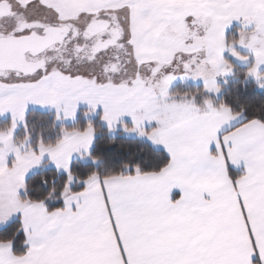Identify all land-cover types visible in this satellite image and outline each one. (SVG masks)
Here are the masks:
<instances>
[{
    "label": "snow or ice",
    "instance_id": "obj_1",
    "mask_svg": "<svg viewBox=\"0 0 264 264\" xmlns=\"http://www.w3.org/2000/svg\"><path fill=\"white\" fill-rule=\"evenodd\" d=\"M0 264H264V0H0Z\"/></svg>",
    "mask_w": 264,
    "mask_h": 264
}]
</instances>
